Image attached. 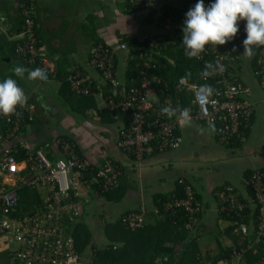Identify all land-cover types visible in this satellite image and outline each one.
Listing matches in <instances>:
<instances>
[{"label": "crops", "instance_id": "obj_1", "mask_svg": "<svg viewBox=\"0 0 264 264\" xmlns=\"http://www.w3.org/2000/svg\"><path fill=\"white\" fill-rule=\"evenodd\" d=\"M36 1L37 28L52 71L47 72L46 81H29L27 73L24 79L20 78L25 93L33 100L32 122L18 131L2 128L0 122V132L3 133V136L0 133V160L6 148L17 150L21 147L28 149L27 154H34L35 151L36 156L54 164L63 155L62 144L72 141L74 151L94 167L99 168L104 164L115 166L119 171L118 181L127 185L122 199H108L93 188L85 187L82 191L83 214L78 220L90 228L92 241L98 244L110 241L106 235L108 223L109 226L115 223L129 209L144 205L149 214L148 222H154L156 214L153 208L158 196L170 194L175 190L178 178L184 177L193 183L197 200L204 207L195 245L200 256L219 252L222 246H232L234 237L229 226L234 225L238 215L230 211L227 214L232 218L220 215L222 204L219 192L227 185L236 186L235 192L250 202L246 208L254 210L255 204L250 201L248 187L242 178L248 169L264 166V90L251 66L246 64L240 71L251 87L248 99L254 104L252 121L241 145L230 147L218 142L210 125L196 120H190L186 125L182 121L179 124L182 139L176 148L158 150L139 158L118 145L119 128L125 120H115L105 109H99L103 105L101 95L107 83L99 69L90 67L87 61L89 47L97 40L117 49L123 35H145L156 31L150 22L148 10L132 9L126 0ZM2 15L0 13L4 26L0 30L14 40L17 31H6L8 23L4 22ZM116 55L118 74L126 80L128 50L117 49ZM16 66L22 65L15 62L6 65L3 62L1 68L4 71L1 73L13 78L12 70ZM73 69H78L86 80H91L98 87L93 93L92 105L87 104V94L73 93L65 81ZM17 155L21 165L26 168L16 174H1L0 189L3 184L19 185L22 176L27 177L26 172L30 168L27 156L22 157L19 151ZM89 191L92 194H88ZM18 192L21 206L17 214H22L39 206L50 192V187L19 185ZM250 233L253 234L251 229ZM2 235L6 236L0 228V237ZM185 242L176 243V259L185 251ZM13 249L12 246L0 244V251L7 252V256L0 255V264H16L10 254ZM206 264L215 263L208 260ZM239 264L250 263L243 259Z\"/></svg>", "mask_w": 264, "mask_h": 264}, {"label": "built area", "instance_id": "obj_2", "mask_svg": "<svg viewBox=\"0 0 264 264\" xmlns=\"http://www.w3.org/2000/svg\"><path fill=\"white\" fill-rule=\"evenodd\" d=\"M130 6L147 9L150 13V22L156 31L145 35L127 34L120 38L117 49H134L138 53L142 64L145 66L140 71L138 78L131 80L122 79L115 66L117 49L102 42H94L89 47L87 64L99 69L104 80L112 87V92L102 93V107L111 112L117 120L123 118L125 123L119 128L118 145L124 150L141 158L155 151L176 148L181 141L179 124L182 122L179 112L169 117L162 113L161 109L171 106L174 109H188L191 120L214 126L216 136L220 142L228 140L238 132L242 118L249 122L254 108L253 102L248 99L251 87L242 83L234 74V52L239 48L241 39L240 30L237 36L225 45H207L205 51L198 60L204 59L211 67L207 71L211 75L205 77L199 71L202 80L213 79V96L201 100L198 90L203 86L201 81H190L186 75L178 78L176 88L181 92L175 96L162 95L168 81L151 68L157 66L160 51L169 48L171 39L166 32L179 18L176 9L181 0H126ZM23 2L25 15L24 25L17 31L20 41L17 43V51L20 54L29 53L34 59L41 56L44 67L50 66V60L45 55L44 47L38 46V37L32 16V2ZM182 14H186L182 11ZM184 19V17H182ZM246 21H240L239 27ZM235 49V51H233ZM170 62L175 64L177 53L171 50ZM166 54V53H165ZM264 56V47L262 48ZM259 58V63L262 62ZM140 63V62H139ZM40 65V64H39ZM39 68V66H38ZM43 68V67H42ZM41 68V69H42ZM75 72V73H73ZM69 74L72 89L78 94L90 92L91 80L81 78V73L75 69ZM262 76L260 84L264 88V67L257 70ZM33 105L27 101L23 107H18L15 114L6 117L13 123L12 130H17L23 121L26 112L33 117ZM12 134V133H11ZM2 136V135H1ZM63 155L55 163H51L39 155H27L32 171L27 169L26 176H22L19 185H27L31 188L49 186L50 192L42 199L41 204L31 211L17 214L20 207L18 184H5L0 189L1 212L0 228L10 242H16L18 247L11 250V258L16 264H85L81 260V253L76 245V237L73 232L75 222L83 214L84 188H93L97 192L108 190L118 184L119 171L115 167L104 164L99 167L93 177L85 175V170L92 167L89 160L82 158L74 151L72 141L62 144ZM17 150L8 147L3 152L0 160V175H11L23 172L26 168L21 165ZM35 170V172H33ZM247 187H252L254 195L250 194V201L258 208L259 221L254 232V237L247 240L246 244L237 246L233 244L234 257L221 259L215 264H239L238 260L245 254L260 246L263 253L254 264H264V166L256 168L249 178H243ZM195 195L190 183L185 186V195L174 200H168L165 207L171 209L182 206L197 221V213L201 210L200 204L196 203ZM221 209L237 207L246 208L247 202L242 200L232 185L225 186L219 192ZM248 200V198H246ZM231 212V211H230ZM147 209L144 205L140 209L126 211L122 221L126 225L135 228L140 226L145 218ZM238 216H243L239 211ZM190 226V223L187 224ZM232 232L241 237L248 235L250 229L243 220L234 223ZM157 264H165L164 260Z\"/></svg>", "mask_w": 264, "mask_h": 264}, {"label": "trees", "instance_id": "obj_3", "mask_svg": "<svg viewBox=\"0 0 264 264\" xmlns=\"http://www.w3.org/2000/svg\"><path fill=\"white\" fill-rule=\"evenodd\" d=\"M26 1L27 0H0V13L3 14L2 15L3 19H5L4 22L6 21L8 23L7 24L8 30L6 31L9 32L18 31L24 25L25 15L23 13L22 3ZM28 1H29L28 3L32 2V6H33L32 16L35 22L34 26L36 28V35L38 37V46H39L42 45V41L39 36V31L37 28L38 27V22L36 19L37 1L36 0H28ZM197 2L198 0H181V4H179L176 9V12L179 13L178 14L179 18L172 26V28H169L168 31L166 32V34L171 39H174L175 42L173 44L172 43L168 44L169 48L167 47L166 48L167 50L164 51V53H166L165 56H160L157 62V66L150 69V71L154 70L159 75L165 77V79L168 81L166 90L161 91L162 95L170 94L172 96H175L181 93L176 88L178 78L181 75H186L190 81H201L203 85H209V86L215 85L212 78L207 81L203 79V77L202 80L199 77V71L202 70L203 72L206 69V64H207L206 61L204 59L200 61L195 57L191 59L188 58L185 55V48L182 45L183 42L182 29L184 27L183 22L186 19V14L185 15L182 14V11H185L187 13L192 7H194V5ZM213 2L214 0H204L206 6H208L210 3ZM130 8L136 9L137 6H130ZM182 17H184V19H182ZM239 29L241 32L240 33L241 39L239 40L238 43L239 48L237 49V51L234 52L235 57L232 60V64L234 65V69H233L234 74L239 81L248 85L246 80L241 75L240 71L243 70L246 64H249L251 66L254 76L256 77L258 83L260 84L262 75L259 72H257V70L259 71V69H262L264 67V56H262L263 55L262 48L264 46L255 47L253 49V55L251 57L245 56L243 54L244 51L243 40L246 38L245 24L241 25ZM0 34H1L0 35V60H1L0 82H2V80L6 77H10L5 73H1L2 71H4L1 68L3 62L6 65H8L9 63L14 64L15 62L16 64L22 65L32 70L38 68L39 66V68L43 67L42 69L46 70V72L52 71L50 66L47 67L42 66L44 64L42 62L41 56L38 57L36 56L35 57L36 59H34L32 55H29V53L26 54L18 53L17 43L20 41L21 39L20 37L11 40L7 37L6 32L0 30ZM95 42H98V40ZM171 50L176 52L178 55V57L175 58L176 59L175 64L171 63L168 58L172 55ZM260 56L263 59L261 63H259ZM117 57L118 56L115 55L114 58L115 62L117 61ZM144 68L145 66L142 64V60L139 58L136 50L128 49L126 80L130 81L131 78L133 77L138 78V76L140 75L139 74L140 71ZM73 71H75V69H73ZM73 71H71L70 73H72ZM68 76L65 81L69 83L71 91L73 93H76L71 87V83L70 80L68 79ZM13 78L16 79L21 86L22 80L19 77H16L15 75H13ZM81 78L83 79V81L86 80L82 74H81ZM89 87H90V92L87 93L86 101L87 104L92 105L93 104L92 98H94L95 96L93 93L98 90V87H96L92 81ZM110 91L111 92L113 91L112 87L109 83H107L104 93L107 94ZM28 101L33 104L32 102L33 100H31L29 97H28ZM106 111L109 112L108 110ZM109 113L111 114V112ZM253 113H254V108L251 113L249 122H246V120L242 118L238 132L233 134L231 138L223 142H220L217 138L218 142L225 145H229L230 147L241 145L243 136L245 137L246 133L249 130ZM0 122L2 124L1 125L2 128H7L8 130L10 129L12 130L14 124L8 122L6 117H1ZM28 122H32V118L30 117V113L26 112L25 117L21 122L17 131L21 129L24 125H26ZM214 131L216 133L215 129ZM1 134L3 136V133ZM18 151L20 152V155L22 157L28 155L27 148L19 147ZM97 169L98 167H94L92 165V167H88L85 170V175L88 177H93L92 175L96 173ZM255 169L256 168L248 169L245 172V175H243V178L244 177L249 178ZM119 182L120 181H118L117 185H115L112 188H109L108 190H104V191L99 190V193L104 194L108 199L111 200L122 199L126 193L127 185L123 181L120 183ZM187 183H190V185L192 186L195 195L194 198L195 202L200 204L197 200V195L193 183L184 177H180L177 180V186L174 191H172L168 195L158 196V200H156L155 208H153V211L155 209V214H156L155 216L156 220L154 222H148L149 214L146 213L143 223L140 226L133 228L130 225H126V223L122 221L123 214L126 212L125 211L119 216V218L115 221V223L111 224L110 226L108 223V226L106 227V235L110 239V241L107 243L98 244L97 242H93L92 232L90 228L82 221L78 220L77 222H75V226L73 227L74 228L73 232L76 237V245L81 253V260L85 264H157L158 261L160 260H164L165 264H206L208 260H212L214 263H216L218 259L221 260V259L233 258L234 257L233 245L226 247L222 246L221 251L208 253L206 257H204L203 254L202 256H200L199 252L195 248L196 238L199 234L198 230L200 228V218L204 210L203 204L202 205L200 204L201 210H199L197 213L198 216L197 221H193L192 216L182 206L176 207L173 213H172L173 210L172 208L171 210L165 207L168 200H174L178 197L185 195V186ZM234 187H235L234 190L236 191L237 188L236 186ZM247 191L251 195L255 194V191L252 187H248ZM240 197H242V200H245L247 204L250 203L246 199V197L243 196ZM20 206H21V202H20ZM141 207L142 205H140L138 208L134 210L140 209ZM254 208H255L254 210L245 207L244 209H239L235 207L233 208V210H231V208L228 207L225 209H221L220 215L224 217L228 216L232 218L231 215L227 214V212L229 211L234 213L239 211L241 214H245V218H240V216L236 217L234 219V223L237 224L238 222L244 220L250 226V229L253 232L252 236L249 237L245 236L243 238L240 235L234 234L232 232L233 224L230 225L229 226L230 233L233 234L234 243L237 246H242V244H246L247 240L251 239L250 237L252 238L254 237V232L259 221L258 208H256V206ZM130 210L133 209H129L127 211ZM189 223L190 226H187V224ZM193 232H196V234H194ZM109 235H112L113 237ZM248 235H251V233H249ZM171 241L174 243H172ZM179 241H187V242L184 243L185 251L180 255L178 259H176L177 257L175 255L176 254L175 246L176 243ZM192 250L193 252L191 253ZM262 253L263 251L261 247L256 246L255 249L249 250L244 257H241L238 260V262L240 263L241 260L246 259L248 263L254 264L262 255Z\"/></svg>", "mask_w": 264, "mask_h": 264}, {"label": "clouds", "instance_id": "obj_4", "mask_svg": "<svg viewBox=\"0 0 264 264\" xmlns=\"http://www.w3.org/2000/svg\"><path fill=\"white\" fill-rule=\"evenodd\" d=\"M240 21H246L243 54L251 57L255 47L264 46V0H214L208 6L205 5L204 0H198L186 13V19L183 22L182 45L185 48V55L190 59L200 58L207 45L217 47L232 41L240 30ZM210 67V64H206V70L203 73L205 77L211 75V72L207 71ZM12 71L21 79H24L27 73L29 81H46L48 78L46 70L41 68L32 70L16 66ZM198 94L201 100H206L213 96L214 89L209 85H203L199 88ZM27 101L28 96L16 79L6 77L0 82V115L15 114L17 108L25 106ZM161 111L169 117L179 112L183 123L186 125L190 123L188 109H174L169 105ZM212 127L214 130V126Z\"/></svg>", "mask_w": 264, "mask_h": 264}, {"label": "rangeland", "instance_id": "obj_5", "mask_svg": "<svg viewBox=\"0 0 264 264\" xmlns=\"http://www.w3.org/2000/svg\"><path fill=\"white\" fill-rule=\"evenodd\" d=\"M3 26H4V23L1 21V18H0V27H3ZM160 55L165 56V53L162 52V51H160ZM87 190L88 189H86L85 191H87ZM88 194H92V192L89 191ZM147 213H148V211H147ZM111 217H113V216H111ZM113 219L114 218H112L111 220H113ZM109 236L113 237L112 235H109ZM231 241H232V239L230 240V242ZM0 244L3 245V246H9V247L12 246L14 249H16L18 247V244L16 242H10L8 240V238L6 236L4 237L3 235H2V237H0ZM0 255L1 256H7V252L4 251V250L3 251H0ZM73 264H79V263L78 262H75Z\"/></svg>", "mask_w": 264, "mask_h": 264}]
</instances>
